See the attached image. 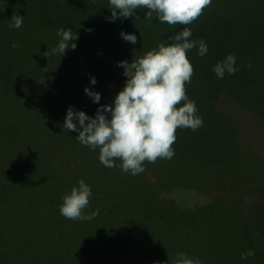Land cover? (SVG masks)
<instances>
[{
    "label": "rangeland",
    "instance_id": "rangeland-1",
    "mask_svg": "<svg viewBox=\"0 0 264 264\" xmlns=\"http://www.w3.org/2000/svg\"><path fill=\"white\" fill-rule=\"evenodd\" d=\"M48 1L50 6L44 4L43 9L48 19L60 23L56 30L72 28L91 34L88 30L93 26L99 45L106 44L103 49L111 57L113 45L136 54V59L143 57L165 40L171 43L169 37L182 28H189L157 19L149 22L143 18L147 10L110 22L109 0ZM236 5L240 8L232 9L233 24L226 20L221 25L229 39L221 61L234 54L239 71L218 79L212 70L216 61L197 58L198 47L187 53L193 75L185 90L196 102L203 126L196 131L178 128L174 156L145 161V171L136 176L119 167H105L98 158L90 159L92 168L100 165L98 170L105 168L102 173L107 177L139 189L120 191L117 196L107 189L108 200L90 201L84 210L90 215L99 209L91 220L67 219L60 214L63 202L32 201L22 191L10 202H1L0 197V264H172L177 252H186L203 264H264V0H237ZM99 8L107 13L102 21L95 17ZM122 31L135 34L137 43L124 41ZM101 37L108 41L103 43ZM42 39L47 41L34 47L31 69L15 76L9 91H0V137L11 145L0 148V157L6 159L22 158L19 148L29 149L26 143H31L33 128L38 127L43 138L41 124L51 125L44 134L61 138L69 106L94 117L100 105H111L122 90V84H115L109 94L101 77V68L110 67L101 56L103 50L97 56L96 52L79 53L76 47L66 50L57 62L60 55H52L51 49L60 37L55 32ZM69 69L76 70L78 79L85 78L84 70L91 77L95 73L97 83L83 85L78 94L61 92L53 84L77 75ZM87 86L101 94L99 105L89 101L84 92ZM30 148L34 154L36 149ZM97 150L90 152L99 154ZM39 153L44 156L49 151ZM104 195L98 191L93 197ZM258 233L262 236L255 235V239L253 234Z\"/></svg>",
    "mask_w": 264,
    "mask_h": 264
},
{
    "label": "clouds",
    "instance_id": "clouds-1",
    "mask_svg": "<svg viewBox=\"0 0 264 264\" xmlns=\"http://www.w3.org/2000/svg\"><path fill=\"white\" fill-rule=\"evenodd\" d=\"M211 3L212 0H109L111 16L108 19L115 22L135 16L137 10H147L143 18L149 22L157 19L169 25H189ZM22 25L23 16L16 15L9 27L20 29ZM120 35L126 42L137 43L135 34L122 31ZM192 35L190 28H182L169 37L171 43L165 40L131 63L120 61L118 66L124 69L126 82L113 103L100 105L94 117L69 106L64 128L78 132L75 140L80 144L93 151L99 148V160L105 167H119L132 176L145 171V161L154 163L158 158L171 159L175 154L172 145L177 139L176 130L190 128L196 131L203 126L196 102L189 99L185 90V84L191 82L193 75L187 53L198 47V55L204 57L209 49L202 38L190 40ZM57 36L60 40L51 49L52 55L63 57L66 50L77 47L79 33L72 28L57 29ZM236 60L234 54H228L218 61L212 69L217 78L223 79L226 74L234 75L239 71ZM96 83V78L90 77V84ZM84 92L99 105V92L89 87H85ZM182 101L183 106L177 107ZM117 159L121 161L119 165L115 163ZM92 195L91 186L84 180L78 181V187L63 196L60 214L71 220L93 219L99 209L90 215L84 212ZM172 264H203V261L189 257L186 252H177Z\"/></svg>",
    "mask_w": 264,
    "mask_h": 264
},
{
    "label": "trees",
    "instance_id": "trees-1",
    "mask_svg": "<svg viewBox=\"0 0 264 264\" xmlns=\"http://www.w3.org/2000/svg\"><path fill=\"white\" fill-rule=\"evenodd\" d=\"M236 1L237 0H212V3L203 10L202 15L189 24V28L193 32L190 40H199L202 38L207 43L209 50L207 55L203 57L206 63L221 61L222 50L225 46L229 45V39L225 35V32L221 31V25L226 20L233 24L234 17L232 9L240 8L236 5ZM44 4H47V7L50 6L48 0H0V48L4 49V52L0 53V91H9V87L15 82L14 77L20 76V74L25 73V70L28 72V70L31 69L36 57L34 47L43 44V41H47L42 39L43 36L47 35L50 37L54 36L55 32L57 33L56 28L60 23L58 24V22H54L47 18L43 9L45 8ZM219 9L226 10L228 14H221L220 12L223 11H219ZM16 15L23 16V25L20 29L9 27L12 18ZM106 15V10L99 8V10L96 11L95 17L102 21L103 18H106ZM91 28L93 29L90 31L92 35L87 32H78L79 38L76 41L78 52H83L84 54L96 52L98 56L100 54L99 52L103 50L101 56L106 59L105 61L109 62L110 67L105 66L101 68V77L106 86L110 88L109 94L111 95L115 84H122V87L119 88L122 89L126 82V77L123 75L124 69L119 67L118 63L125 60L131 63L133 60H136V54H133L130 49L128 50L131 54L126 52L123 47L113 45V57L107 55V50L103 49L107 48V45H99L100 38L93 33L94 27L91 26ZM85 30L86 29H84V31ZM102 38L103 43L108 41V38L101 37V39ZM13 44H15L16 47H12ZM59 57L60 56L55 59L57 62H59ZM197 58H200V56L198 55ZM43 59L49 62L52 61V59ZM38 68L40 67H35L33 69L39 70ZM69 72L77 75L71 77V79L60 78L53 86L58 85L57 88H59L61 92L66 90L70 92L69 94L72 92L78 94L83 85L90 82L91 74L89 72L86 73V70H84L83 73L85 78L78 79L76 70L69 69ZM51 73L57 74L52 71ZM1 94L3 93L0 92V95ZM111 97L112 96H110L109 99ZM88 99L92 102L89 96ZM50 126L51 125L47 123L41 124L40 129H42L43 138L38 135L39 128H33L32 132L35 137L29 135L31 143H26L29 149L18 147L20 157L22 158L14 161L13 158L6 159L0 157V164L2 162L5 164V166L2 165V167H0L1 202H10L20 194L18 191H22L26 193L32 201H36L37 198H40L48 201V204L61 203L63 202V196L67 194V192H70L73 187H78V181L80 180H84L86 184L91 186L93 195L98 193V191L105 194L104 198H94L92 195V197L89 198L90 201L108 200L109 192L107 189H111L114 196H117L120 191L125 192L129 190L130 192H136L139 190L136 188L137 186L135 184L129 182V186L125 187L124 184H119V180L107 177L102 173V170L106 171L105 168L98 170L100 165L96 166L95 164L96 167L92 168V164H89V160L98 158L96 159V161H98L100 150H97L99 154L95 153L92 155L91 152L93 150H90V152L88 147L75 140L77 132L61 128V138L52 139L43 133V130L48 129ZM0 142V148L11 147V145L2 141L1 137ZM31 146L36 149L34 154H31ZM40 149L47 150L49 153L41 156L39 152L42 150L40 151ZM61 152L65 155L59 156ZM244 233L250 234L247 232ZM253 235L254 238L255 235L262 236V234L259 233ZM261 236H259V239Z\"/></svg>",
    "mask_w": 264,
    "mask_h": 264
}]
</instances>
